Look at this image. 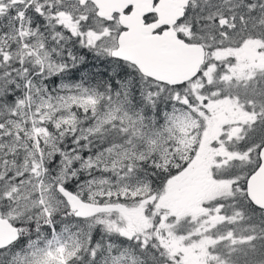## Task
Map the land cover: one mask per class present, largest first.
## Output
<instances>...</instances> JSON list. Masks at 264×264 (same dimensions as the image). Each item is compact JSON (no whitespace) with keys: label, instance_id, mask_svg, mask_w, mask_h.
Here are the masks:
<instances>
[{"label":"snow or ice","instance_id":"obj_1","mask_svg":"<svg viewBox=\"0 0 264 264\" xmlns=\"http://www.w3.org/2000/svg\"><path fill=\"white\" fill-rule=\"evenodd\" d=\"M0 264H264V0H0Z\"/></svg>","mask_w":264,"mask_h":264}]
</instances>
